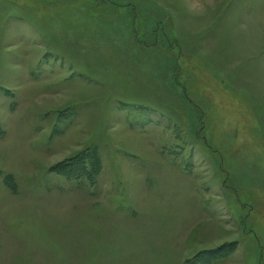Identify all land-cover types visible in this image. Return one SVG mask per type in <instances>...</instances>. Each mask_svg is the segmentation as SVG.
Masks as SVG:
<instances>
[{
    "label": "rangeland",
    "instance_id": "rangeland-1",
    "mask_svg": "<svg viewBox=\"0 0 264 264\" xmlns=\"http://www.w3.org/2000/svg\"><path fill=\"white\" fill-rule=\"evenodd\" d=\"M0 264H264V0H0Z\"/></svg>",
    "mask_w": 264,
    "mask_h": 264
}]
</instances>
